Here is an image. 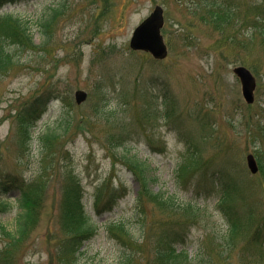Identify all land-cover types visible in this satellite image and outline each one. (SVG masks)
I'll list each match as a JSON object with an SVG mask.
<instances>
[{
	"label": "rangeland",
	"instance_id": "374dc122",
	"mask_svg": "<svg viewBox=\"0 0 264 264\" xmlns=\"http://www.w3.org/2000/svg\"><path fill=\"white\" fill-rule=\"evenodd\" d=\"M206 2L14 0L0 8V16L29 22L37 39L21 51L22 65L0 77V177L18 178L31 192L41 188L36 226L17 247L2 226L15 231L20 189H0V251L7 257L0 264H63L61 199L69 170L80 176L86 209L99 227L71 264H118L127 250L135 264H159V249L173 239L171 249H186L193 260L162 264H264V52L259 42L234 51L220 45ZM157 5L165 11L169 49L159 62L130 48L134 30ZM55 9L60 14L43 44L39 22ZM240 65L257 78L253 105L234 73ZM78 90L88 93L80 105ZM39 97L45 107L27 142L18 135V116ZM57 124L65 131L48 160L39 136ZM252 153L261 165L257 174L247 165ZM131 155L145 164L149 187L173 197L169 204L144 192L127 163ZM120 187L126 196L105 205ZM222 198L240 224L229 237ZM115 219L138 240L133 248L120 243L118 235L132 239L119 230L106 234L102 224Z\"/></svg>",
	"mask_w": 264,
	"mask_h": 264
},
{
	"label": "trees",
	"instance_id": "16d2710c",
	"mask_svg": "<svg viewBox=\"0 0 264 264\" xmlns=\"http://www.w3.org/2000/svg\"><path fill=\"white\" fill-rule=\"evenodd\" d=\"M14 0H0V7L5 3L13 2ZM206 7L210 6L209 11L205 9L208 15V21L210 28L217 35L218 43L228 49L234 51L235 48L242 45L248 46L250 43L259 42L264 52V0H253L247 7L243 4V0H207ZM60 10L55 9V13L50 18L41 22L39 28L42 31L46 41L51 38L50 29H52L54 20L59 16ZM211 30V31H212ZM245 30V31H243ZM37 40L31 31V26L28 22L24 21L21 17L14 16L12 14H6L0 17V77H4L13 72L14 69L20 67L22 64L21 51L30 50L36 45ZM245 43V44H244ZM264 58V56H263ZM44 100L39 97L29 107L23 109L18 116V135L24 141H31L34 130V122L38 119L44 109ZM62 130V131H61ZM65 130L58 124L55 126H49L47 130L39 136L41 141V153L45 158L50 159V149L52 143L56 138ZM260 158V157H259ZM131 170L136 175L137 180L144 187V192L151 196L160 197L164 204H169L172 200L161 196L160 193L152 190L149 187V182L145 176V164L140 159H137L135 155H131L127 158ZM48 166L46 167V170ZM42 168V172L46 171ZM25 184L18 178L4 175L0 177V189L5 192L8 187L19 188L21 191L20 198L18 199L21 212L16 221L15 231H8L4 226V231L7 238L10 239L12 246L17 247L22 240L27 238L29 233L35 228L37 223L38 213L40 212V191L39 186H33V192L25 189ZM38 193H36V191ZM126 195V190L123 188L116 189L108 195L105 205L113 207V202ZM140 195V193H139ZM84 199V187L79 175L69 170L63 181V192L61 199V233L63 235L61 241V250L58 253L63 264H71L78 259L82 254L84 248V242L88 237L96 233L98 229L97 223L88 214ZM137 199H140L139 197ZM101 203V197L98 196L95 200V205L98 207ZM225 203V199L220 201ZM223 211L228 216V237L236 234L240 230L239 221L233 218L232 214L226 209V206H221ZM2 207L0 206V212ZM107 224V223H106ZM109 232L116 234V230H119L123 235L128 236L132 241H128L121 235L117 236V239L121 244L127 245V247L133 248L135 244L134 236L131 235L129 230L121 222L115 221L106 225ZM176 239L169 245L167 249L160 248L157 254V261L162 264L163 261L168 259H178L182 256H186L188 261H192L193 258L186 251H180L179 248L171 249ZM181 241V240H180ZM3 252L0 251V259H5ZM135 256L130 251H125L119 259L118 264H135Z\"/></svg>",
	"mask_w": 264,
	"mask_h": 264
},
{
	"label": "water",
	"instance_id": "95a60500",
	"mask_svg": "<svg viewBox=\"0 0 264 264\" xmlns=\"http://www.w3.org/2000/svg\"><path fill=\"white\" fill-rule=\"evenodd\" d=\"M164 25V10L157 6L151 16L146 19L134 32L131 40V47L134 50H143L152 53L159 60H163L168 55V48L161 34ZM242 83L243 95L248 103L255 100V90L257 86L256 78L252 72L244 66H239L234 70ZM76 99L79 104L87 99V93L78 91ZM249 167L253 173L258 172V164L253 155L248 156Z\"/></svg>",
	"mask_w": 264,
	"mask_h": 264
}]
</instances>
